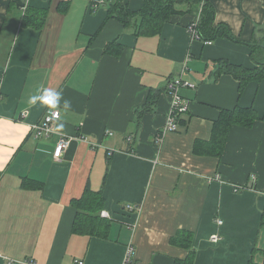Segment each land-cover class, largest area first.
<instances>
[{"label": "crops", "instance_id": "0c3cea01", "mask_svg": "<svg viewBox=\"0 0 264 264\" xmlns=\"http://www.w3.org/2000/svg\"><path fill=\"white\" fill-rule=\"evenodd\" d=\"M95 1L0 0V264H122L128 245L134 264L189 254L191 264H264V80L239 94L237 80L216 74L219 61L255 67L247 43L264 30V0H209L235 38L210 44L188 30L196 15L137 35L108 17V0L93 10ZM28 8L44 13L40 31L22 24ZM180 76L195 89L180 90L188 111L160 144L167 83ZM40 88L72 107L37 139L32 127L49 110L28 98ZM236 106L258 120L231 126L216 152L206 143L213 123ZM61 136L70 142L55 162ZM98 192L104 236L73 232V202Z\"/></svg>", "mask_w": 264, "mask_h": 264}, {"label": "trees", "instance_id": "16d2710c", "mask_svg": "<svg viewBox=\"0 0 264 264\" xmlns=\"http://www.w3.org/2000/svg\"><path fill=\"white\" fill-rule=\"evenodd\" d=\"M107 3L108 17L119 21L125 27L134 24L137 35H157L172 16L193 14L199 17L195 31L200 41L214 42L220 38L235 40L226 25L215 24V10L209 0H186L182 4L176 0H141V7L137 11L130 10L124 0H108ZM43 22L44 13L33 8H28L22 17V24L34 31H40ZM258 34L260 36L254 35L250 43H247L250 48V59L255 65L253 69L231 65L226 61H219L216 68V74L230 75L238 81L239 94L247 84L264 80V30H259ZM115 45V42L109 43L106 52L113 53L112 48ZM257 120V113L252 107L236 106L230 110H221L218 119L213 123L212 137L206 143L218 152L231 126L251 128ZM95 195L98 198L94 202L93 199L90 200L88 194L79 201L73 202V207L77 209L73 232L85 233L89 236H104L108 224L102 221L98 225L95 224L99 220H97L98 216L93 215L94 208L100 210L102 207L103 199L99 192ZM191 262L189 254L183 260L175 261L174 264H191Z\"/></svg>", "mask_w": 264, "mask_h": 264}, {"label": "built area", "instance_id": "2783aa9c", "mask_svg": "<svg viewBox=\"0 0 264 264\" xmlns=\"http://www.w3.org/2000/svg\"><path fill=\"white\" fill-rule=\"evenodd\" d=\"M105 3V0H96L92 3V8L95 10L98 6ZM199 17L197 16V20H195L189 27L188 30L191 34V36L200 41V38L198 34L195 31V27L197 25ZM204 44H210V41L203 42ZM182 88H189V89H195V84L192 82L183 79L181 76L175 79H170L167 83V93L171 96L172 103L171 108L169 111V114L166 119V123L164 128L162 129L159 134L156 136V140L158 143H162L164 137L168 133H175L178 130V124L179 120L182 115L186 114L188 111V102L181 97L180 90ZM60 117V115H59ZM57 119L52 118V114L50 111H47L43 122L40 125H34L32 127V131L34 133V137L37 139H41L43 137L49 136V134L52 132V126L55 124ZM111 135V134H110ZM83 141L84 139L81 138ZM69 138L61 136L58 139V142L55 146L54 152H53V160L55 162H58L61 160L63 153L69 146ZM253 180L255 178L253 177ZM128 210H131L130 206L126 207ZM105 212H101V216H105ZM218 224H221V221L218 220ZM220 240V238L217 235H214L211 237L212 243H217ZM133 256H134V248L132 245H128L126 247V252L124 255L123 263L122 264H134L133 263ZM77 264H81L80 262Z\"/></svg>", "mask_w": 264, "mask_h": 264}, {"label": "clouds", "instance_id": "9594fccd", "mask_svg": "<svg viewBox=\"0 0 264 264\" xmlns=\"http://www.w3.org/2000/svg\"><path fill=\"white\" fill-rule=\"evenodd\" d=\"M29 105H36L37 103L46 106L51 112L52 118L59 119V109L62 107L64 111L71 109V101L64 99L63 92L52 88L37 89L36 94L28 98ZM64 129V124L61 122L57 124L56 131L59 133Z\"/></svg>", "mask_w": 264, "mask_h": 264}]
</instances>
